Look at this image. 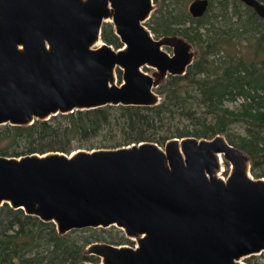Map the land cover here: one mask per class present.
<instances>
[{
	"label": "water",
	"instance_id": "obj_1",
	"mask_svg": "<svg viewBox=\"0 0 264 264\" xmlns=\"http://www.w3.org/2000/svg\"><path fill=\"white\" fill-rule=\"evenodd\" d=\"M242 1L264 18L263 2ZM209 6L193 0L189 12L199 18ZM155 9L154 0H0V126L159 104L155 88L186 74L196 53L183 37H153L145 22ZM108 22L121 48L102 40ZM221 156L231 164L226 179ZM6 203L54 222L60 235L116 226L136 240L88 244L102 264H245L264 253V177L222 134L0 155V208Z\"/></svg>",
	"mask_w": 264,
	"mask_h": 264
},
{
	"label": "trees",
	"instance_id": "obj_2",
	"mask_svg": "<svg viewBox=\"0 0 264 264\" xmlns=\"http://www.w3.org/2000/svg\"><path fill=\"white\" fill-rule=\"evenodd\" d=\"M154 1L161 4L149 19L150 29L158 35L184 36L198 49L186 74L169 75L158 86L161 102L155 106L107 105L29 125H1L0 155L70 154L75 144L87 149L141 141L164 146L173 138L222 134L250 158L252 175L264 177V18L242 0H219L214 13L215 3L210 2L206 14L199 18L190 14L182 0ZM102 40L116 49L123 46L109 22L103 26ZM244 46L248 52L242 50ZM118 77L121 81L120 69ZM239 98L243 99L240 106H226ZM102 239L96 228L60 235L54 222L8 203L0 208V264L99 260L88 255L86 247ZM124 240L111 243L119 245Z\"/></svg>",
	"mask_w": 264,
	"mask_h": 264
},
{
	"label": "rangeland",
	"instance_id": "obj_3",
	"mask_svg": "<svg viewBox=\"0 0 264 264\" xmlns=\"http://www.w3.org/2000/svg\"><path fill=\"white\" fill-rule=\"evenodd\" d=\"M183 1V3L186 5V8H187V10H188V6L190 5V3L193 1V0H182ZM218 1L219 0H210V2H213V3H215V6H214V9H213V11H211V13H214V12H216L217 11V7H218ZM154 3H155V5H156V9H158V8H160V4H161V2L159 1V2H155L154 1ZM155 9V10H156ZM154 10V11H155ZM153 11V12H154ZM153 14V13H152ZM148 22H149V20H147L146 22H145V24H146V26H147V28L148 29H150V27L148 26ZM112 24V23H111ZM188 25H190V23H187V26ZM150 31L152 32V35H153V37L154 38H156V39H160V38H162L163 37V35H158V34H156V33H154L153 32V30H151L150 29ZM177 36H180V37H183V38H185L184 36H181V35H177ZM186 39V38H185ZM101 45V44H100ZM98 46H99V44H98ZM194 46V51H195V53H196V56H195V59H196V57L198 56V49L196 48V46L195 45H193ZM97 47V46H96ZM115 48V47H114ZM116 49V48H115ZM165 49L168 51V52H170L171 54L173 53V49L171 48V47H165ZM242 50L244 51V52H248L249 51V49L248 48H246L245 46L244 47H242ZM194 59V60H195ZM144 71H146V72H148V73H150V74H153L156 70L154 69V68H147V69H145ZM165 80V79H164ZM163 80V81H164ZM121 81H122V79H121ZM120 81V82H121ZM162 81V82H163ZM161 82V83H162ZM160 83V84H161ZM155 90L157 91V88H155ZM243 103V99L242 98H239L237 101H234V102H227L226 103V106H230V107H233V108H235V107H238V106H240V104H242ZM189 122H188V120H184V124H188ZM174 126L175 125H173L172 127L174 128ZM241 130H242V128H240ZM119 137H120V135H119ZM162 147H164V146H162ZM78 149H87V148H78L77 147V145L75 144V146H74V150L73 151H75V150H78ZM89 150V149H88ZM231 173V164H230V162H228V161H224V163L222 164V171H221V173H220V176H222V177H224V178H227L228 176H229V174ZM97 229V233H99V234H102L103 235V239L102 240H100V241H102V242H108V243H111L113 240H119V239H122L123 237L124 238H126V241L124 240V241H122V243L123 244H119V245H126V246H136L137 245V242H136V240H133V239H131V238H129V237H127L126 236V234L124 233V231H122L120 228H118V227H116V226H111V227H108V228H96ZM104 229H106V230H104ZM83 233H85L86 235H89V233L90 232H82V234ZM127 239H130V240H127ZM112 244V243H111ZM87 248V247H86ZM87 252V251H86ZM242 260V262L243 263H245V264H264V254H259V255H253V256H249V257H245V258H242L241 259ZM93 262L94 263H96V264H102L101 262H100V260H93Z\"/></svg>",
	"mask_w": 264,
	"mask_h": 264
},
{
	"label": "bare ground",
	"instance_id": "obj_4",
	"mask_svg": "<svg viewBox=\"0 0 264 264\" xmlns=\"http://www.w3.org/2000/svg\"><path fill=\"white\" fill-rule=\"evenodd\" d=\"M102 42L99 43V45L101 44ZM221 160H222V164L224 163V158L223 156H221Z\"/></svg>",
	"mask_w": 264,
	"mask_h": 264
},
{
	"label": "flooded vegetation",
	"instance_id": "obj_5",
	"mask_svg": "<svg viewBox=\"0 0 264 264\" xmlns=\"http://www.w3.org/2000/svg\"><path fill=\"white\" fill-rule=\"evenodd\" d=\"M261 2H262V1H261ZM263 3H264V2H263ZM163 37H173V36H163ZM120 41H121V40H120ZM121 43H122V42H121ZM169 75H170V74H169ZM169 75H168V76H169ZM173 76H174V75H173ZM166 78H167V77H166ZM166 78H164V79H166ZM164 79H163V80H164ZM163 80H162V81H163Z\"/></svg>",
	"mask_w": 264,
	"mask_h": 264
}]
</instances>
